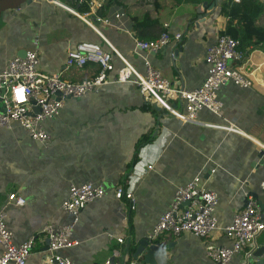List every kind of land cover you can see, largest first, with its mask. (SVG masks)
<instances>
[{
    "label": "crops",
    "instance_id": "1",
    "mask_svg": "<svg viewBox=\"0 0 264 264\" xmlns=\"http://www.w3.org/2000/svg\"><path fill=\"white\" fill-rule=\"evenodd\" d=\"M59 1L79 14L88 11L86 2ZM92 1L100 5L101 16L119 9L126 13L124 29L101 27L115 49L141 72L145 61H150L174 86L185 90L205 81L206 49L229 23L222 13L225 0ZM166 24L172 36L182 34L181 41L173 40L157 53H142L136 40L157 39ZM256 24L264 28V12ZM82 43L110 50L79 17L61 7L47 1L0 0V73L11 59L37 48L41 72L72 82L91 79L100 70L94 63L82 69L65 67L69 52ZM244 50L246 59L238 65L253 86L243 89L228 83L222 87V113L203 111L199 116L211 126L183 125L156 103L146 101L134 84L111 83L83 99L66 100L60 115L43 123L50 136L45 143L32 140L19 126L0 131V210L6 211L15 242L38 236L48 224L69 223L61 206L70 187L91 183L103 187L105 195L82 211L74 230L78 245L65 255L75 264H127L131 260L146 264L143 258H134L139 242L169 209L177 188L201 176L218 195L220 229L206 238L167 233L151 244L163 245L156 264H213L206 248L231 244L224 228L246 206V193L264 212V44ZM113 62L116 69L121 68L117 58ZM229 124L243 134L217 128ZM145 137L151 141L137 152ZM119 186L134 193L135 211L127 200L116 199ZM11 194L23 198L25 204H9ZM46 241L38 238L27 264H47ZM258 248L264 250V232L257 237L256 249L235 255L232 264H264V252L252 260Z\"/></svg>",
    "mask_w": 264,
    "mask_h": 264
},
{
    "label": "built area",
    "instance_id": "2",
    "mask_svg": "<svg viewBox=\"0 0 264 264\" xmlns=\"http://www.w3.org/2000/svg\"><path fill=\"white\" fill-rule=\"evenodd\" d=\"M38 1H47L79 17L105 41L110 50L105 51L99 45L82 43L69 52L65 63L66 69H82L90 63L100 68L95 77L77 82L63 80L58 74L41 72L37 48L28 51L24 58L16 56L11 59L0 73V131L19 126L32 140L45 143L50 136L43 123L59 116L66 100L83 99L111 83L134 84L146 101L156 103L183 125L211 126L201 122L199 116L203 111L218 116L222 113L224 102L219 98L222 87L228 83L243 89L253 86L252 80L238 65L246 59V52L242 49L241 42L229 35H221L206 49L205 63L208 66V73L203 84L196 89L185 90L174 86L148 60L145 61L144 71H139L106 39L101 27L124 29L123 20L126 19V13L123 10L119 9L114 14L101 16L98 13L100 5L96 1L78 0L89 5V10L85 14H79L59 0ZM232 1L240 3L242 0ZM169 28L170 26L166 24V30L155 40H136L138 49L142 53H157L173 40L181 41L182 34L172 36ZM37 44L36 41L34 45ZM114 58L121 62V68L116 69ZM113 73L115 76H112ZM217 128L243 134L233 124ZM152 169L153 166H148V170ZM262 189L264 191V181ZM104 195L105 190L101 186L91 183L72 185L68 197L61 206L70 217V222L62 225L48 224L41 229L38 236H32L20 244L15 242L14 234L7 225L6 211L0 210V245L3 248L0 264H27L41 236L49 241L47 264H75L64 252L78 245L74 240V230L80 221L82 211L88 204L103 198ZM115 196L118 200H127L131 211L136 210L137 201L134 193L127 192L123 186H119ZM246 196L248 197L246 206L235 215L233 222L224 228L231 244L209 245L206 248V256L213 264H232L235 255L244 251L253 252L256 249L257 237L264 232V212L255 198L247 193ZM8 200L9 204L14 203L17 206L25 204V200L16 194H11ZM218 204L216 192L205 185L201 176H196L177 188L169 209L161 215L147 238L150 242H155L167 233L175 237L190 234L197 238H206L220 229ZM123 215L127 216L126 213ZM119 242L124 243V239H120ZM127 264L140 263L138 260H131Z\"/></svg>",
    "mask_w": 264,
    "mask_h": 264
},
{
    "label": "trees",
    "instance_id": "3",
    "mask_svg": "<svg viewBox=\"0 0 264 264\" xmlns=\"http://www.w3.org/2000/svg\"><path fill=\"white\" fill-rule=\"evenodd\" d=\"M263 12L264 3H260L259 0H242L240 3L225 0L222 13L229 19V23L223 35L239 40L242 49L264 44V28L256 24L258 16ZM150 141L149 137L142 138L137 145V152Z\"/></svg>",
    "mask_w": 264,
    "mask_h": 264
},
{
    "label": "water",
    "instance_id": "4",
    "mask_svg": "<svg viewBox=\"0 0 264 264\" xmlns=\"http://www.w3.org/2000/svg\"><path fill=\"white\" fill-rule=\"evenodd\" d=\"M213 7H211V11L212 9L215 7V3L212 4ZM211 5V6H212ZM206 7V5H205ZM200 12V9H199ZM206 16V15H203ZM202 17V16H201ZM26 52L24 51L23 53H21L19 56L20 57H26ZM179 52L175 51L173 53V56L175 58H177ZM262 155V154H261ZM46 248L48 249V245H49V241H46ZM163 250V245L161 244H151V242L148 240V238H144L142 239L139 244H138V248L134 254V258L135 259H140L143 258L144 262L146 264H156V257L157 255H159L161 253V251ZM264 252V250L262 248H258L257 251L254 253V257L252 258L253 261H257V257L262 254Z\"/></svg>",
    "mask_w": 264,
    "mask_h": 264
}]
</instances>
